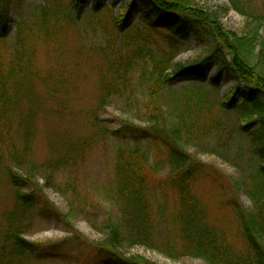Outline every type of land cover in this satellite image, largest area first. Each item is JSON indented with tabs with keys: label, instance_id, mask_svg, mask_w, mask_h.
I'll use <instances>...</instances> for the list:
<instances>
[{
	"label": "trees",
	"instance_id": "1",
	"mask_svg": "<svg viewBox=\"0 0 264 264\" xmlns=\"http://www.w3.org/2000/svg\"><path fill=\"white\" fill-rule=\"evenodd\" d=\"M104 1L94 0L90 13L100 14L106 8L102 6ZM110 1V7H117L124 0ZM229 1L236 12L255 24L252 34L240 36L226 32L215 23L216 15L213 18L204 15L194 7L192 0H140L139 6L131 2L120 10L118 19H113L112 27L125 35V39L120 47L114 40L108 48L101 50L105 71L99 104L103 108L111 98L122 97L130 77L137 74L138 82L144 84L146 91L142 108L147 126L125 122L119 129L109 132L118 147L114 160L116 179L106 195L118 211L103 225L108 238L103 247L95 251L96 264H154L139 256L127 258L119 247L125 241L147 246L156 243L166 227L170 239L181 241L186 256L202 259L208 264H264V220L258 208L259 190L252 196L255 213L245 214L233 208L245 240L243 253H237L225 230L210 223L199 197L201 183L211 185L219 180L216 173L188 151L198 127L203 126L201 120L204 118L200 117L198 122L194 117L198 118L197 113H205L210 93L202 87L182 89V95L172 89L180 79L204 82L205 71H215L209 84L216 92L221 113L239 110L241 118L250 123L242 122L237 127L238 132L246 134L251 116L259 117L260 125L247 134L255 146V153L264 160V38L259 39L264 28V6L259 14L248 2ZM73 2L75 7H72ZM86 2H68V7L77 11L76 20L84 12ZM12 5L13 0H0L1 43L14 23ZM63 8L59 4L52 13L38 7L42 14L40 21L18 25L14 54L8 57L5 70L0 65V174L6 172L15 188L16 207L24 223L31 224L36 217L67 223L73 213L63 217L40 189L23 192L20 185L27 178L14 170L28 167L31 178L35 167L26 152H15L10 130L14 110L24 114L22 102H26L27 94L35 95L33 82L39 75L34 55L35 46L42 41L39 33L49 16L63 17ZM190 36L197 46L205 49V56L187 65L174 66ZM223 77L226 83L236 86L221 97L219 84ZM239 85L255 91L257 98L254 100L252 93L246 92L241 96L242 104L236 105ZM166 95H169L168 115L164 110ZM20 134V143H31L33 129L30 125H24ZM8 150L11 152L6 155ZM67 164L68 159H65L55 168ZM166 169L167 175L155 177L150 174H159ZM10 218L15 219V214ZM5 238L7 242L0 247V262L9 257L14 261L49 259L76 264L74 255L64 251L69 242L79 241L78 236L57 245L30 243L22 237L21 231H8ZM168 244L169 253L176 254L172 243Z\"/></svg>",
	"mask_w": 264,
	"mask_h": 264
},
{
	"label": "rangeland",
	"instance_id": "2",
	"mask_svg": "<svg viewBox=\"0 0 264 264\" xmlns=\"http://www.w3.org/2000/svg\"><path fill=\"white\" fill-rule=\"evenodd\" d=\"M70 1L73 0H13L11 15L14 23L4 42H0V65L5 70L8 57L14 54L18 25L40 21L42 14L38 7L52 13H55L57 5L64 7L63 17L49 16L39 33L42 41L39 46H35L34 55L39 75L33 82L35 95L33 97L32 94H27L26 102H22L21 111L24 114L14 110L10 118V130L15 152H26L35 167L31 178L28 167L15 168L17 174L27 178L22 181L20 188L25 193L42 190L63 217L73 211L72 218L66 223L36 217L31 224L28 221L24 223L25 220L16 207L15 188L6 172H2L0 247L7 242L5 234L8 231H21L26 241L42 245H57L78 236L79 241L69 242L64 252L74 255L73 262L76 264H96L95 251L98 247H103L108 238L103 225L110 215L118 211L116 204L106 195V191L115 183L114 160L118 147L117 141L109 132L119 129L125 122L140 127L147 126L142 108L146 91L144 84L138 82L137 74L130 77L122 97L111 98L103 108L100 107L102 76L105 71L101 50L108 48L114 40L117 46L123 45L125 35L114 30L113 19L120 17V10L126 4L136 2L139 6L140 0H124L117 7H110L111 1L105 0L102 6L106 8L97 15L90 13L94 0H87L78 20L77 11L68 7ZM192 1L194 7L204 15L211 18L216 15L215 23L226 32L240 36L253 33L255 24L236 12L229 0ZM241 1L250 3L256 12L262 13L264 0ZM72 4L75 7V3ZM262 33L260 40L264 38V28ZM204 56L205 49L197 46L193 36H190L187 46L180 50L174 61V66L187 65ZM214 74L215 71L206 70L204 82L180 79L172 89L182 95V89L202 87L211 95L205 113H197L198 118L194 117V121L198 122L200 117L204 118L201 120L203 126L198 127L188 151L216 173L219 179L218 183L211 185L203 182L198 189L210 223L225 230L237 253H243L245 240L233 208L245 214L255 213L252 196L259 190L258 208L262 214L261 219L264 220V160L255 153V146L247 134L260 123L259 117L252 115L247 133L238 132L237 127L242 122L245 125L250 123L241 118L239 110L221 113L218 98L214 94L216 92L209 84V79ZM235 86V83H226L223 77L219 84L221 97L229 94ZM238 88L236 105L242 104L241 96L246 92L252 93L254 100L257 98V93L245 85H239ZM167 97L169 95H166V99ZM166 99L164 110L168 115L169 104ZM24 125H30L33 129L31 143L19 142ZM8 152L11 150L6 151V155ZM65 159H68L66 166L55 168V165ZM150 174L157 177L167 175L168 171L166 169L159 174ZM173 201L170 200V204ZM13 213L15 219L10 218ZM116 217L119 218V215ZM168 231L166 227L160 233L159 240L151 245L125 241L119 250L127 258L139 256L154 264H208L202 259L184 255L181 241L176 237L174 241L170 239ZM168 242L172 243L176 254L169 253ZM0 264L65 263L49 259L14 261L8 257Z\"/></svg>",
	"mask_w": 264,
	"mask_h": 264
}]
</instances>
